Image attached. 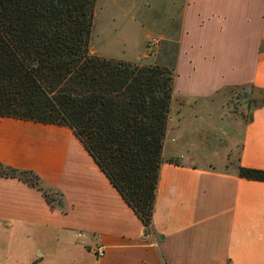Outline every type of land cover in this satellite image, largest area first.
<instances>
[{"label": "crops", "instance_id": "1", "mask_svg": "<svg viewBox=\"0 0 264 264\" xmlns=\"http://www.w3.org/2000/svg\"><path fill=\"white\" fill-rule=\"evenodd\" d=\"M166 2L176 14L170 19L177 21L175 77L150 231L68 126L0 117V163L30 170L53 198L50 206L36 187L0 176V264H264V182L239 177L236 171L238 165L264 170V105L252 110L229 148L207 152L206 160L193 151L196 140L203 139L206 118L221 122L211 99L216 92L240 85L264 88V0ZM104 5L96 0L95 12ZM113 7L109 19L121 11ZM192 26L201 33L199 46L216 40L236 46L243 37L252 39L245 75L177 88L176 62L183 38L193 35ZM211 57L213 53L206 54L203 60ZM237 57L225 50L224 69H242L226 61ZM188 64V77L203 68L192 56ZM189 100L200 103L198 110ZM236 149V163L228 165V154ZM170 158L178 163L166 161ZM45 233L54 234L56 241L49 250L33 244L35 236ZM96 247L103 256H97ZM78 251L89 255L77 259Z\"/></svg>", "mask_w": 264, "mask_h": 264}, {"label": "trees", "instance_id": "2", "mask_svg": "<svg viewBox=\"0 0 264 264\" xmlns=\"http://www.w3.org/2000/svg\"><path fill=\"white\" fill-rule=\"evenodd\" d=\"M95 6L96 0H0V117L68 126L148 232L174 68L93 53ZM230 92L246 99L247 121L264 105V88ZM236 171L264 182L263 169L238 165ZM0 176L36 187L53 205L30 170L0 163Z\"/></svg>", "mask_w": 264, "mask_h": 264}, {"label": "rangeland", "instance_id": "3", "mask_svg": "<svg viewBox=\"0 0 264 264\" xmlns=\"http://www.w3.org/2000/svg\"><path fill=\"white\" fill-rule=\"evenodd\" d=\"M99 3L105 5L101 10L97 9L95 12L90 36V49L94 46L99 56L102 55L107 58L128 59L139 64L156 63L173 67L174 56L172 51L174 45L172 40L176 37L177 27L175 25L177 21L170 19L171 16L174 18L176 14H172L171 7L166 0H99ZM112 5L115 6L113 7L114 12L116 9L122 12L118 11L114 19H109L110 16L108 15ZM191 31L193 35H187L183 38L180 54L176 62L177 88L181 89L187 85H214L225 79H238L245 75V66L250 61L249 54L254 49V41L252 39L243 37L242 42H238L236 46L229 42L226 44L218 43L217 40L210 44L202 42L201 46H199L196 42V37L201 36L199 29L192 26ZM153 39L155 42L152 45ZM225 50L227 53H237L238 57L236 60L228 58L226 61L228 63L230 61L233 63L237 62L240 66H243L242 69H224V60L221 59V54L225 53ZM210 53H213L214 57L203 60V56ZM188 56H192L203 67L193 77H188ZM227 56L229 57V54ZM252 96L254 98H262L263 94L253 92ZM211 99L216 100V113L220 116L221 122L215 121L211 123L206 118L207 122H205L203 127L204 130H201L202 135H204L203 139L198 137L199 139L196 140L197 148L193 147V151L202 153L205 160L208 157L207 152L210 153L218 148L215 152L219 153L226 146L228 147L232 140L235 142L234 140L238 139L236 134L238 135V132L245 126L250 113L246 99L239 98L237 93L230 92V89L216 92ZM189 101V104L198 110L200 103L195 100ZM175 109L176 107L173 111ZM218 130L220 133H218ZM234 130L237 133H234ZM236 159L237 149L228 154L226 162L228 165H233L236 163ZM48 234L50 233H45L44 236H39V238L35 236L33 244L45 250L53 248L56 242L54 241V234ZM72 241L78 242L75 238ZM1 243L0 241V245ZM74 254L80 260L89 255L79 251L74 252ZM45 264L51 263L46 262Z\"/></svg>", "mask_w": 264, "mask_h": 264}, {"label": "built area", "instance_id": "4", "mask_svg": "<svg viewBox=\"0 0 264 264\" xmlns=\"http://www.w3.org/2000/svg\"><path fill=\"white\" fill-rule=\"evenodd\" d=\"M154 42H155V40L153 39V40H152V45L154 44ZM76 236H77V238H81V237L83 236V234L79 232V233L76 234ZM94 252H95V253L97 254V256H99V257L103 256V254H104L103 249H102L101 247H96V248H94Z\"/></svg>", "mask_w": 264, "mask_h": 264}, {"label": "water", "instance_id": "5", "mask_svg": "<svg viewBox=\"0 0 264 264\" xmlns=\"http://www.w3.org/2000/svg\"><path fill=\"white\" fill-rule=\"evenodd\" d=\"M144 234H145V231H144Z\"/></svg>", "mask_w": 264, "mask_h": 264}]
</instances>
